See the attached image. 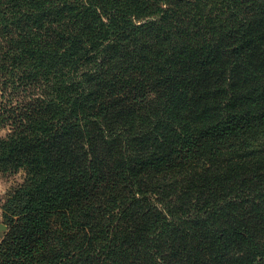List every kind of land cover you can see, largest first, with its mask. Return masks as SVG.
<instances>
[{"label":"trees","instance_id":"trees-1","mask_svg":"<svg viewBox=\"0 0 264 264\" xmlns=\"http://www.w3.org/2000/svg\"><path fill=\"white\" fill-rule=\"evenodd\" d=\"M0 264H264V0H0Z\"/></svg>","mask_w":264,"mask_h":264},{"label":"rangeland","instance_id":"rangeland-1","mask_svg":"<svg viewBox=\"0 0 264 264\" xmlns=\"http://www.w3.org/2000/svg\"><path fill=\"white\" fill-rule=\"evenodd\" d=\"M3 93H4V91L2 89H0V107H1V105L6 104V99L2 97ZM0 119H1V112H0ZM10 128L11 127H10L9 123H6V122L3 123L2 125H0V137H5L10 132ZM24 178H25V172L22 170L16 174H12V175H8V174L7 175H0V184H3L5 186L4 194L0 196V223H3L1 206L3 204L4 198L6 197L7 193L12 188L23 183Z\"/></svg>","mask_w":264,"mask_h":264},{"label":"water","instance_id":"water-1","mask_svg":"<svg viewBox=\"0 0 264 264\" xmlns=\"http://www.w3.org/2000/svg\"><path fill=\"white\" fill-rule=\"evenodd\" d=\"M5 231H7V226L4 223H0V238Z\"/></svg>","mask_w":264,"mask_h":264},{"label":"crops","instance_id":"crops-1","mask_svg":"<svg viewBox=\"0 0 264 264\" xmlns=\"http://www.w3.org/2000/svg\"><path fill=\"white\" fill-rule=\"evenodd\" d=\"M5 192V186L3 184H0V196L3 195Z\"/></svg>","mask_w":264,"mask_h":264}]
</instances>
